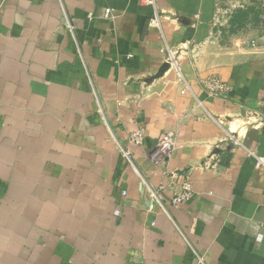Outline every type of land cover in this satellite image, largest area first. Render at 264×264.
Masks as SVG:
<instances>
[{
  "label": "crops",
  "instance_id": "obj_1",
  "mask_svg": "<svg viewBox=\"0 0 264 264\" xmlns=\"http://www.w3.org/2000/svg\"><path fill=\"white\" fill-rule=\"evenodd\" d=\"M243 1L0 0V264H264V16L217 21Z\"/></svg>",
  "mask_w": 264,
  "mask_h": 264
},
{
  "label": "built area",
  "instance_id": "obj_2",
  "mask_svg": "<svg viewBox=\"0 0 264 264\" xmlns=\"http://www.w3.org/2000/svg\"><path fill=\"white\" fill-rule=\"evenodd\" d=\"M263 1V0H260ZM243 8V7H241ZM218 21V20H217ZM151 25L154 27L159 28L160 22L159 18L156 16L151 20ZM222 26V25H220ZM174 66L176 65L175 60H170ZM204 88L207 94L211 97L215 98H223L228 92L229 87L227 84H225L219 77H210L204 82ZM145 131L143 129H138L137 131L131 133L130 135V141L134 145H141L144 140ZM176 148V142H175V135L174 133H166L164 134L157 146V154L156 157L159 159H164L168 157ZM125 157L130 161V154L127 151H123ZM254 158L256 159L257 166L264 168V158L257 157L254 155ZM192 190L188 184L184 185V188L182 191L177 193L171 202V205L173 207H179L186 201H189L192 198Z\"/></svg>",
  "mask_w": 264,
  "mask_h": 264
},
{
  "label": "rangeland",
  "instance_id": "obj_3",
  "mask_svg": "<svg viewBox=\"0 0 264 264\" xmlns=\"http://www.w3.org/2000/svg\"><path fill=\"white\" fill-rule=\"evenodd\" d=\"M243 7V8H241ZM252 10L253 16L254 17H261L264 16V0H244L242 4L238 5L236 8H232L230 6L225 7V8H219L218 15H217V20H218V28H220V25H223V32H227L228 34H234L236 32L241 33L245 29H240V28H233L231 26V20L235 14L236 11L238 10ZM260 13V14H258ZM253 17V18H254ZM252 20L249 22L250 25L252 24ZM249 25V26H250ZM264 30V26H263Z\"/></svg>",
  "mask_w": 264,
  "mask_h": 264
},
{
  "label": "trees",
  "instance_id": "obj_4",
  "mask_svg": "<svg viewBox=\"0 0 264 264\" xmlns=\"http://www.w3.org/2000/svg\"><path fill=\"white\" fill-rule=\"evenodd\" d=\"M253 12L252 10H238L235 12L232 20H231V26L233 28H242L244 25H247L253 18ZM247 21H249L247 23Z\"/></svg>",
  "mask_w": 264,
  "mask_h": 264
},
{
  "label": "water",
  "instance_id": "obj_5",
  "mask_svg": "<svg viewBox=\"0 0 264 264\" xmlns=\"http://www.w3.org/2000/svg\"><path fill=\"white\" fill-rule=\"evenodd\" d=\"M164 68H165V69H168V68H169V64H168V65H166Z\"/></svg>",
  "mask_w": 264,
  "mask_h": 264
}]
</instances>
